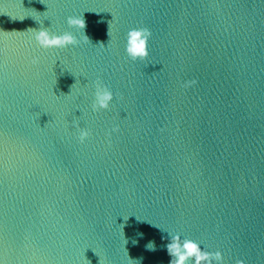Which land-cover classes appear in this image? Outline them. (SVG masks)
Here are the masks:
<instances>
[{
  "label": "water",
  "instance_id": "obj_1",
  "mask_svg": "<svg viewBox=\"0 0 264 264\" xmlns=\"http://www.w3.org/2000/svg\"><path fill=\"white\" fill-rule=\"evenodd\" d=\"M0 264H264V0H0Z\"/></svg>",
  "mask_w": 264,
  "mask_h": 264
},
{
  "label": "clouds",
  "instance_id": "obj_2",
  "mask_svg": "<svg viewBox=\"0 0 264 264\" xmlns=\"http://www.w3.org/2000/svg\"><path fill=\"white\" fill-rule=\"evenodd\" d=\"M74 23L75 22L70 21V24H74ZM141 35H144L143 39H141ZM147 35L148 34L146 32L142 33L140 31H133L131 33L128 52L133 58H141L147 56V50H146ZM35 39L39 43V45L44 48L68 47L75 43L71 35L54 36L45 30L39 31ZM111 99H112V94L106 88L97 84L96 93H95L96 105H98L99 107L107 108ZM83 135H86V133Z\"/></svg>",
  "mask_w": 264,
  "mask_h": 264
}]
</instances>
